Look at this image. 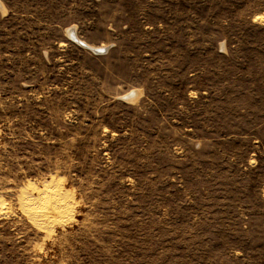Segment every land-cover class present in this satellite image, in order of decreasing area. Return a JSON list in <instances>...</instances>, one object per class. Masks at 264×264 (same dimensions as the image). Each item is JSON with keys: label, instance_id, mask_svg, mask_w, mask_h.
<instances>
[{"label": "rangeland", "instance_id": "1", "mask_svg": "<svg viewBox=\"0 0 264 264\" xmlns=\"http://www.w3.org/2000/svg\"><path fill=\"white\" fill-rule=\"evenodd\" d=\"M0 4V264H264V0Z\"/></svg>", "mask_w": 264, "mask_h": 264}, {"label": "bare ground", "instance_id": "2", "mask_svg": "<svg viewBox=\"0 0 264 264\" xmlns=\"http://www.w3.org/2000/svg\"><path fill=\"white\" fill-rule=\"evenodd\" d=\"M0 7L2 8V9H4L3 8V6H2V4H0ZM76 32V33H75ZM69 36H70V38H72V36L73 35H75V39L81 44V46H83L84 48L85 47H87V48H89V49H91L92 51H102L103 50V48H100V47H92L91 45H89L88 43H86V42H84L83 40H81L80 38H79V36H78V34H77V31H75L74 30V32L73 31H70L69 33ZM105 50H108V49H105ZM140 94V93H139ZM138 94V95H139ZM46 191L44 192H39V196H38V202L40 203V205H37V206H42L44 209H48L49 211H54L52 214V216H53V218L56 216L55 214H57V215H59V213H58V211H60V210H65L66 209V206H65V201H66V199H65V196H64V191H63V189H61V188H54V187H52V185H51V183H49L48 185H46ZM37 190V189H36ZM31 197L30 198H28V202H29V206L30 205H32V201H33V199L36 197H34V195L32 194V195H30ZM52 200H54L55 202H57L56 204H55V206H53V208H52V204H51V201ZM53 201V202H54ZM54 205V204H53ZM37 208H39V207H37ZM40 214V213H39ZM50 214V213H49ZM46 216V215H45ZM34 217V216H33ZM37 215L35 216V218L33 219L34 220V222L36 223V224H39L38 222L39 221H37L38 219H40V218H38L37 219ZM47 219V218H46ZM41 223V222H40Z\"/></svg>", "mask_w": 264, "mask_h": 264}, {"label": "water", "instance_id": "3", "mask_svg": "<svg viewBox=\"0 0 264 264\" xmlns=\"http://www.w3.org/2000/svg\"><path fill=\"white\" fill-rule=\"evenodd\" d=\"M72 40H74L76 43L79 44V42L75 39V35L72 36ZM80 46H81V44H80ZM85 48H87V47H85ZM87 49H89V48H87ZM89 50H91V49H89ZM92 52L94 54H97V55H104V54H106L108 52V50H102V51H96V52L95 51H92Z\"/></svg>", "mask_w": 264, "mask_h": 264}]
</instances>
